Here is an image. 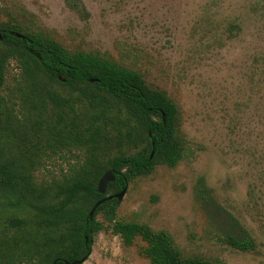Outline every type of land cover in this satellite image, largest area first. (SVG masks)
<instances>
[{
    "label": "rangeland",
    "instance_id": "374dc122",
    "mask_svg": "<svg viewBox=\"0 0 264 264\" xmlns=\"http://www.w3.org/2000/svg\"><path fill=\"white\" fill-rule=\"evenodd\" d=\"M0 19L136 70L177 103L181 159L131 180L117 219L166 231L183 256L264 264V0H0ZM19 75L11 60L4 96ZM82 158L48 151L36 180L62 178ZM226 212L253 249L224 241ZM18 214L0 209V229ZM97 219L106 227L82 264H151L140 239L126 246L104 213Z\"/></svg>",
    "mask_w": 264,
    "mask_h": 264
},
{
    "label": "trees",
    "instance_id": "16d2710c",
    "mask_svg": "<svg viewBox=\"0 0 264 264\" xmlns=\"http://www.w3.org/2000/svg\"><path fill=\"white\" fill-rule=\"evenodd\" d=\"M0 31V209L19 213L0 229V264H76L106 227L100 212L126 246L144 243L141 252L151 264H219L183 256L164 230L117 219L120 200L108 198L158 164L179 162L177 103L148 87L140 72L100 54L70 51L19 23L0 19ZM11 60L20 75L4 96ZM63 150H83L84 158L62 178L38 182L44 156ZM108 170L115 180L101 194L98 182ZM201 189L212 207L211 189ZM222 223L228 245L254 248L234 215L226 212Z\"/></svg>",
    "mask_w": 264,
    "mask_h": 264
},
{
    "label": "water",
    "instance_id": "95a60500",
    "mask_svg": "<svg viewBox=\"0 0 264 264\" xmlns=\"http://www.w3.org/2000/svg\"><path fill=\"white\" fill-rule=\"evenodd\" d=\"M19 37H23L21 34H18ZM4 38L3 36V32L0 31V40H2ZM115 180V175H114V171L113 170H108L106 171L102 177L100 178L99 182H98V186H97V190L99 193L104 194L107 191V187L108 184L110 182H113ZM126 193V187L123 188L120 192L114 194V195H110L108 196L109 199H112L113 197L117 198L118 200H121L123 198V196ZM105 201V199L100 200L99 202H97V204L94 206V208L91 210L89 216L92 217L97 206L100 205L101 203H103ZM88 256L83 257L82 259L76 261V264H82L83 262H85V260H87ZM53 264H56V262H54Z\"/></svg>",
    "mask_w": 264,
    "mask_h": 264
}]
</instances>
